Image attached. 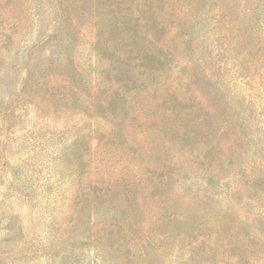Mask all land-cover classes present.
<instances>
[{
  "label": "rangeland",
  "instance_id": "obj_1",
  "mask_svg": "<svg viewBox=\"0 0 264 264\" xmlns=\"http://www.w3.org/2000/svg\"><path fill=\"white\" fill-rule=\"evenodd\" d=\"M0 264H264V0H0Z\"/></svg>",
  "mask_w": 264,
  "mask_h": 264
},
{
  "label": "trees",
  "instance_id": "obj_2",
  "mask_svg": "<svg viewBox=\"0 0 264 264\" xmlns=\"http://www.w3.org/2000/svg\"><path fill=\"white\" fill-rule=\"evenodd\" d=\"M75 151V150H74ZM73 157H77L79 154L78 152H73ZM68 156H69V152L65 153V157L68 159ZM77 195V194H76Z\"/></svg>",
  "mask_w": 264,
  "mask_h": 264
}]
</instances>
